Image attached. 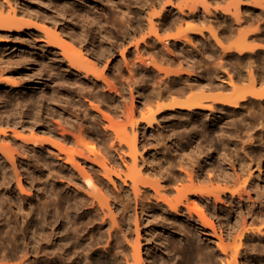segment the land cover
Segmentation results:
<instances>
[{
    "label": "bare ground",
    "instance_id": "6f19581e",
    "mask_svg": "<svg viewBox=\"0 0 264 264\" xmlns=\"http://www.w3.org/2000/svg\"><path fill=\"white\" fill-rule=\"evenodd\" d=\"M167 1L173 5L171 0ZM192 1L200 3L203 7L208 5V0ZM230 1L235 2L234 10L237 11L239 0ZM257 1L260 4L258 5L260 12L264 13V0ZM8 6L7 15L4 14V10L0 12V33H2L0 35L3 36L17 35L5 33L12 29L20 31L22 27V22L17 19L16 7L10 2ZM196 6L194 4L187 10L195 11ZM176 8L180 15L174 22L182 18L185 12L181 5ZM118 12L121 17L126 15L124 10ZM132 18H120L118 31L123 34L129 33L131 29L129 22ZM90 21L94 24L93 28L101 33L97 26V17L92 16ZM37 28L42 31V34L36 35L42 36L38 43L45 41L48 46L46 49L56 51L60 55V64H57V67H64L72 73L71 77L60 76L62 82L68 85L77 84L79 91L86 88L89 93L100 84L113 88L120 97L123 96L122 91L125 87L128 88L131 100L130 105L125 108V113L129 126L122 128L117 126L112 115L103 111L100 105L93 101H89V105L81 109L82 117L74 113L71 116L59 114L56 118L54 111L47 110L48 115H51L49 121L39 112L41 108L33 111V107H29L28 101L32 98L20 95L19 90L23 91L22 88L27 83L5 78V67L0 66V93L5 90L13 92L16 104L15 110L10 111L7 107L8 101L11 100L8 98L9 95L0 96V100L4 101V110L1 114H5L4 118H0V243L6 242L17 253L15 256L18 260L13 262L91 264L93 246L101 235V228L107 225L105 228L107 237L117 243L119 239L125 238L122 239L123 241L126 237L127 240L130 238L127 235L129 234L127 225L133 222L135 237L129 239L133 240L132 242L126 241L131 243L132 261L123 250L112 253V259L116 264L122 263L123 258L125 264H148L146 258L151 255L152 249L145 247L147 257L144 258L140 224L143 223V218L151 215L148 208L149 203L152 202L156 203L164 217H167L166 213L173 217L170 221L169 228L172 229L170 233L181 234L179 243L173 245L184 248L189 261L197 258L200 264H253L246 253L248 249L255 252L259 250L256 255H260L261 261L264 260V180H260L264 174L261 169L263 164H260L264 161V134L255 135L254 132H247L239 148H236L237 142H233L235 137L238 138L235 139L236 141H240L239 127L253 126L259 116L264 119V64L257 67L252 61H247L244 68L235 69V72L228 73L226 78L216 71L202 79L193 70L197 60L193 48L198 46L197 41L189 38L188 34L160 36L155 24L151 23L152 34L147 36L142 35L137 38L136 28L131 29L128 43L129 46L134 47V58L128 59L127 47L123 42L111 43L112 46L114 43L121 46L119 50L123 68L128 72L127 75H123L121 66L115 68L121 79V86L116 87L106 75L108 63L105 64V70L98 66L106 51L109 54L113 53L111 46L104 47L99 43L94 46V52H87L82 44L85 40L83 36L77 41L80 47H76L73 45L74 32L62 36L43 24L38 25ZM211 35L226 56L231 55L233 51L239 54L237 57L244 54L250 56L260 47L248 43L247 34L241 35L237 42L230 45H225L220 35L215 33ZM170 37H174L177 41L183 40L193 48L187 51L171 48ZM149 41L160 43L161 48L154 53L160 61L176 58L179 68H165L154 58H146L144 52L148 47L143 45L148 44ZM0 43H8V39L0 37ZM199 48L208 57L211 56V53L207 52L205 43L201 42ZM45 66H49L47 71L53 67L50 63H45ZM156 76H159V79H155ZM56 78L58 77L50 79L55 81ZM153 78L149 90L140 92L141 83ZM238 81L248 82L247 87L242 90ZM211 91L219 94L212 95ZM136 92L142 105L157 101L155 109L143 114L138 121L133 115L136 108ZM188 93L191 95L183 100L182 98ZM47 99L52 102L59 100V97L53 92L47 97L45 93H41L39 96L41 107L47 106L45 103ZM168 99L170 101H166ZM65 102L70 107L79 105L78 102L71 103L69 100ZM116 106L120 107V105ZM219 107L220 109L228 107L229 122L233 125V131L227 134H224V119L227 115L215 113ZM162 113L191 115V135L199 134L204 139L212 140L210 134L219 129L218 141L222 146L232 144L231 152L217 153L213 148L214 152H210V158L216 153V163L200 161L195 164L184 160L170 166L161 165L155 171L150 167H144L140 163H144V159L138 160L137 140L140 122L145 123L146 127H151L156 116ZM101 118L107 121L104 123L102 133L109 142L107 153L110 157L105 156L91 141L86 140L87 132L96 129ZM51 120L57 123L58 128L53 126ZM2 123H5V126ZM236 131L238 132L235 133ZM43 151L48 155V159H42ZM113 151L119 160L113 157ZM31 157L34 158L33 162L38 163L36 170H30ZM57 161L62 162L57 165ZM99 171L108 182L114 184L115 192L110 190L107 181L99 176ZM55 176L68 180L81 177L84 190L81 191L76 187V194L72 199L68 197L67 201L66 197L62 196L59 186H49V179ZM113 177L118 179L119 185H115ZM12 179L15 180L17 188H13ZM23 179L27 181L29 190L35 185L38 186L35 193L38 198V203L35 202L38 209L47 208L51 202L57 205L68 202V206L66 204L62 211H58L55 205L51 206L50 212L41 217L39 230L30 228L28 224V216L38 214L39 210L35 211L36 206L35 208L32 205L25 206V202H22L20 191L28 190L25 189L27 187ZM173 189L175 194L170 196L169 193ZM130 192L134 202L131 207L124 201V196H129ZM107 193L111 195L113 206H110ZM28 194L26 193V196ZM29 201L32 204L33 201ZM86 205L90 207L84 209ZM117 212H119L118 216ZM233 212L237 215L234 223L238 230L235 234L231 230ZM83 214L87 215L86 220L81 219ZM213 217L221 221L219 226ZM21 221L23 225H18ZM90 224L91 227H88ZM116 226H119L118 230ZM85 228L92 230L93 233H82ZM95 228L97 231L94 232ZM71 235L76 238L69 240ZM201 235L206 238H202ZM233 235L239 243L233 251H229L224 242ZM194 236L197 240L206 243L194 244L192 240ZM146 237H149L147 230ZM183 240L185 242H182ZM118 243L120 244V241ZM244 243H246L245 248H239ZM1 249L0 246V264H7L10 257L6 253H1ZM243 250L247 255L244 260L242 258L238 261L237 257ZM71 251L73 254L70 253Z\"/></svg>",
    "mask_w": 264,
    "mask_h": 264
},
{
    "label": "rangeland",
    "instance_id": "374dc122",
    "mask_svg": "<svg viewBox=\"0 0 264 264\" xmlns=\"http://www.w3.org/2000/svg\"><path fill=\"white\" fill-rule=\"evenodd\" d=\"M171 1L173 2V5L167 0H0V12L1 10H4V14L7 15L9 12L8 3H13L18 12L17 19L22 22L20 31L12 29L10 32L5 33L17 35H0V37L8 39V43H0V66L5 67V78L25 81L27 84L22 88L23 91L19 90L21 93L20 95L22 97L25 95L26 98H32L28 101L29 107L32 106L33 111L41 108L39 112H41L46 119H49L51 116L48 115L49 111L47 110L54 111L56 118H58L57 115L59 114L71 116L74 113L82 117L83 114L81 109L84 106L89 105V101H93L94 103L99 104L103 111L110 113L116 125L122 128L129 126L127 113H125V108L130 105L131 100L128 88L125 87L122 91L123 96L120 97L118 93L113 91V88H108L100 84L94 87L93 91L89 93L86 91V88L79 91L77 89V84L68 85V83L62 82L60 76L71 77L72 73H69L64 67H57V64H60V55L56 53V51L46 49L48 46L45 41H42L43 43H38L42 38V36H36L37 34H42V31L37 28L38 25H46L47 28L56 31L62 36L74 32L73 45L76 47H80V43L77 41L83 36L85 40L82 41V44L87 52H94V46L99 43L104 47L111 46L114 50H112L113 53L109 54V52L106 51L101 58V61L98 62V66L100 69L105 70V64L108 63L109 66L105 70L107 73L106 75L110 77L116 87L121 86L120 75L115 70L117 66L123 68L122 57L119 50L121 46H118L115 43L112 46L111 43L123 42L127 47L126 55L128 59H132L134 58V47L129 46L130 43H128L131 29L136 28L137 38H140L142 35L147 36L148 34H152L151 23L155 24L160 36L188 34L189 38H194V40L197 41L198 46L193 48L183 40L177 41L174 37H170L169 46L171 48L176 47L179 50L185 51L193 48L197 58L193 70L196 72L197 76L202 77V79L208 75L214 74L216 71H218L217 73L220 76L226 78V75H228V73L233 74L235 69L244 68L247 61H252L257 67H261L264 64V13L260 12V9L258 8V5L260 4L257 0H239L237 11L234 10L235 2H231L230 0H208L207 7H203L200 3H196L192 0ZM194 4L197 5L195 11L189 12L187 9ZM178 5H181L185 12L183 13V16L181 15L182 18L177 19V21L174 22V20L180 15L176 8ZM163 6L165 8H163ZM121 10H124V13H126L123 17H121L118 12ZM126 11L129 14H127ZM92 16L97 17V26H99V29L102 31L101 33H98L97 30L93 28L94 24L90 21ZM126 16L133 18L129 22L131 28L129 33L123 34L118 31V25L120 18L125 19L127 18ZM213 33L220 35L225 45L233 44L239 40L241 35L247 34L249 36L247 42L259 45L260 47H258V50L253 52L250 56L244 54L237 57L239 54L234 51L231 55L226 56L222 53L220 46L216 45L212 38L211 34ZM151 41H149L148 44L143 45V47H148L144 52L146 58H154L157 63L165 68H179L178 60L176 58H172V60L168 61H160V58L154 53L161 48V45L157 41H154L153 43H151ZM201 42L205 43L207 52L209 51L211 53L210 57L203 53V50L199 48ZM54 61L57 63H54ZM45 63L52 64V69L47 71L49 66L46 67ZM122 73L123 75L128 74L125 68H123ZM56 76L58 78H56L55 81L50 79H54ZM154 78L159 79V76ZM154 78L147 79L146 83H141L140 92H147L149 90V84L154 81ZM237 83L242 87V90L246 88L248 84L246 81H238ZM52 92L57 94L59 100L49 102L47 99L48 102H45L47 104V106L45 105L46 108L41 107V101H39L40 94L45 93V96L47 97L52 94ZM6 94L9 95L8 98H11V100L8 101L7 107L10 111L15 110L16 104L14 93L5 90L0 93V96H6ZM211 94L218 95L219 92L211 91ZM135 95L137 96L138 93L136 92ZM190 95L191 93H188L182 99L185 100ZM65 100H69L71 103L78 102L79 105L70 107ZM166 101L170 100L168 99ZM156 103L157 101H153L142 105L139 96H137L136 108L133 112L134 118L137 121L140 120L143 114H147L149 110L155 109ZM116 105H120V107H117ZM3 108L4 101L0 100V118L5 117L4 113L1 114V111L4 110ZM227 108L228 107L220 109L219 107V109L215 111L216 115H227L224 119V134L233 131V125L229 122L230 117L228 116L229 111ZM191 118V115L189 116L186 114L162 113L156 116L151 127H146L145 123L140 122L137 140V147L139 149L138 160L141 161V158L144 159V163H140L143 164L144 167H150L155 171L158 170L161 165L164 167L170 166L184 160L195 164L200 161L216 163V153L215 156L210 158V152L213 151V148L217 150V153L231 152L232 144L222 146L218 141L217 134L220 133L219 129L210 134L212 140L204 139L199 134L191 135ZM53 121V126L55 125V128L56 126L58 128L57 123H54ZM257 121L260 122L258 123ZM104 123H107V121L101 118L100 123L97 124V128L87 132L86 140L91 141L101 153L110 157V154L107 153L109 142L102 133L104 131ZM2 125L5 126V123H2ZM183 125H185V127H183ZM240 128V141L235 140L238 139L237 137L233 139L234 143L237 142L236 148H239L242 145L241 141L246 138L247 132H254L255 135L260 133L264 134V119L259 116V119L257 118L255 120L253 126H249L248 128L239 127V129ZM237 132L238 131L235 133ZM71 146L74 147L75 145L71 144ZM114 156L119 160L116 153L113 154V157ZM41 157L42 159H48V155H46V152L44 151L41 152ZM33 161L34 158L31 160L29 159L30 170H36V165L38 163L36 164V162ZM59 162L62 161H57L56 164L58 165ZM260 164H263L261 169L264 173V161H261ZM98 174L101 178L107 181L100 171ZM24 177L25 175H23V178ZM113 178L115 179V185H119L118 179L115 177ZM24 179L23 183L27 187L25 189H28V185L26 184L27 181ZM260 180H264V174ZM14 181V179L11 181L13 188L16 186V182ZM49 182V186L57 185L60 187V192L64 198L66 197V200L68 197L72 199L73 195L76 194V187L81 191L84 190V183H82L81 177L68 180L64 177L59 178L58 176H55L54 178H50ZM58 182H60V184ZM107 183L109 189L115 192L116 187L114 184L108 181ZM36 188H38L37 185L30 190L20 191L22 202H25V206L32 205V207L35 208L37 205L38 198L35 195ZM103 190H105V188H103ZM28 192H30L29 194H32L29 196ZM26 193L28 194L27 196ZM174 194L175 191L173 189L169 195L173 196ZM107 196L111 202L110 206H113L111 195L107 193ZM124 197L126 204L131 207L134 204L132 193L130 192L129 196ZM128 198H130L129 201ZM29 200L33 201L32 204ZM148 201L149 200L147 199L146 202ZM67 203L68 202H63L62 204L57 205L51 202L47 208L41 209H38L36 206L35 211L39 210V213L28 216L29 227L36 230L41 229V217L50 212L51 206L55 205L58 211H62ZM149 206L148 209L151 215L147 218H143V223L140 224V238L141 245L143 246L144 258L147 257L145 247L148 246L152 249V253L146 258V262L148 264L149 262L151 264H200L201 262L197 258L189 261L184 248L182 249L179 245L174 247L173 244L179 243L181 240V234L175 235L170 233L172 231V229L169 228L171 225L170 221L173 217L167 213V217H164L155 202L149 203ZM89 207L90 205H86L83 208L87 209ZM131 213L133 214V211H131ZM116 215L118 216L119 212H117ZM236 218V213H231V230L233 234L238 230L234 223ZM81 219L86 220L87 215H81ZM213 219L217 226H219L221 221L216 217H213ZM20 224L23 225V222L21 221L18 225ZM106 226L107 225H104L101 228V235L93 246L94 252L90 258L91 264H116L115 260L112 259V253L122 250L125 252V255L129 257V260L132 261L130 258V253H132L131 243H127L126 241L132 242L133 240L129 239L135 237L133 222L127 225V231L129 233L127 235L130 238L127 240L126 237V240L122 241V239H125L122 238L121 240L119 239L116 241L117 243L120 241V244L115 243L112 238L107 237L108 235L105 230ZM88 227H91V224ZM118 228L119 226H116L117 230ZM146 230L149 233V237H146ZM95 231H97L96 228L94 229V232ZM84 232H89V234L93 233L92 230L87 228H85L82 233ZM181 233L183 234L184 232L182 231ZM201 237L206 238L204 235H201ZM75 238L76 237L71 235L68 239L71 240ZM192 240L194 241V244L206 243V241L197 240L196 236H194ZM182 242L185 241L183 240ZM224 243L229 251H233L239 242L233 235L226 238ZM245 244L246 243L240 245L239 248H245ZM0 246L2 248L1 253H6L10 257L9 263L7 264H13V261L18 260V257L15 256L17 253L12 250L9 244L3 242L0 243ZM107 250L110 251L107 252ZM244 250L238 255V261L242 258L244 260V257L248 254V258L251 259L253 264H264V260L261 261L259 258L260 255H256L259 250H256L255 252L254 250L248 249L246 250L247 254L244 253ZM70 253L73 254V251ZM121 261L122 263L120 264H125L124 258ZM14 264H16V262Z\"/></svg>",
    "mask_w": 264,
    "mask_h": 264
}]
</instances>
